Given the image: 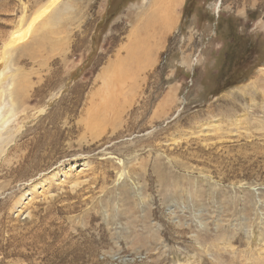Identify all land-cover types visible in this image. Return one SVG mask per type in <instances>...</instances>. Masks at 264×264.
I'll return each mask as SVG.
<instances>
[{
    "label": "rangeland",
    "instance_id": "obj_1",
    "mask_svg": "<svg viewBox=\"0 0 264 264\" xmlns=\"http://www.w3.org/2000/svg\"><path fill=\"white\" fill-rule=\"evenodd\" d=\"M154 2L0 0V264H264V0Z\"/></svg>",
    "mask_w": 264,
    "mask_h": 264
},
{
    "label": "bare ground",
    "instance_id": "obj_2",
    "mask_svg": "<svg viewBox=\"0 0 264 264\" xmlns=\"http://www.w3.org/2000/svg\"><path fill=\"white\" fill-rule=\"evenodd\" d=\"M156 2L153 3V7H152V12H150V15H146L147 16V19L144 23V30H145V37H147L148 35V32H153L154 31L152 30V26L155 25V23H159L158 20L159 19H162L163 20V24L161 25L162 27V30H166L167 29V26H170L169 25V16H167L166 14L169 13L168 15L170 14H175L176 13V8L180 7L181 4L183 3L184 0H167V2H165L166 4H171L169 5L167 8L165 6H162V2L164 3V0H155ZM164 3V4H165ZM159 4H162L161 5V8L159 6ZM165 4V5H166ZM164 8V9H163ZM175 15H173V18H174ZM171 17V16H170ZM146 18V17H145ZM172 18V17H171ZM173 21V20H172ZM173 23V22H172ZM142 24V23H141ZM148 29H151V31H148ZM158 34V33H157ZM29 36V32H27L26 34H24L23 36L17 38V42H24L27 37ZM146 39V38H145ZM153 41V40H152ZM140 51V50H139ZM141 55V54H140ZM139 55V56H140ZM4 83H5V78H3V75L0 76V86H4ZM5 88H0V92H3ZM3 104H7L9 102L8 99H3L2 100ZM13 114H12V111H10L9 113H4L3 111V106L0 107V139L2 137V134L4 132V130H6V128L9 126V123L13 120L12 117ZM56 175V174H55ZM40 183L39 182H36L34 183L33 185H31V189L30 191L32 190H35V188L38 187ZM27 190L24 192V194L21 196V199L23 200L25 195H26Z\"/></svg>",
    "mask_w": 264,
    "mask_h": 264
}]
</instances>
